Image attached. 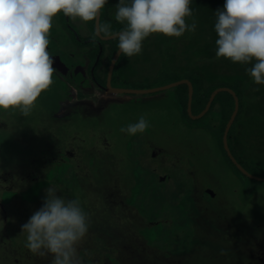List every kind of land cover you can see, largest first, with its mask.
Instances as JSON below:
<instances>
[{
    "label": "rangeland",
    "instance_id": "374dc122",
    "mask_svg": "<svg viewBox=\"0 0 264 264\" xmlns=\"http://www.w3.org/2000/svg\"><path fill=\"white\" fill-rule=\"evenodd\" d=\"M117 2L108 0L101 9L102 13L107 10L108 14L103 15L106 23L111 18L115 23ZM77 21L78 25L73 27L79 29L80 20L77 18ZM52 24L49 42L57 53L68 57L67 50L76 48L79 43L68 42L67 24H63L59 15L53 18ZM123 28V24L114 26L108 34ZM98 37L105 36L98 34ZM178 39L152 34L143 42L142 53L130 57L125 68L117 69L118 80L128 83L129 88H139L134 90L178 86L154 95L130 94L127 96L130 103L126 98L104 103L107 107L101 113L104 117L70 112L67 118L60 117L61 123L53 119L51 112L58 108L61 113L67 107V103H60L61 97H64L62 100L71 98L75 103L74 95L64 94L69 81L61 80L54 73L52 85L41 93L27 116L18 111H0V169L12 165L4 158L18 162L37 159L40 165L29 175L13 172L15 168L5 176L1 173L4 183L0 189V264H16L15 253L24 260L31 259L25 251L21 225L42 206L45 189L52 186L58 189L57 195L65 199H79L87 213L89 233L78 242L87 244L77 252L81 264H92L91 259L96 256L111 257L116 262L114 257L120 255L116 237L120 238L121 234L124 242L131 246L130 255L151 263L161 262L158 260L161 255L170 264H227L229 261L232 264L231 259L225 262L222 256H234L229 248L235 245L237 236L244 238L250 227L264 225V117L243 113L234 121L228 146L243 172L228 160L224 134L221 139L218 135L221 125L226 124L225 132L234 112L233 97L227 92L218 93L214 100L216 112L210 108L211 113L207 111L203 118L196 120L193 117L204 113L216 90L202 101L193 97L192 115L189 114V88L181 83L186 79L177 80L180 70L172 66L169 53L161 55L166 45H176ZM107 43L115 46L116 40ZM183 85L188 88L187 100L181 91ZM79 91L82 93L83 89ZM232 104V114L224 124L227 116L220 118L217 114L230 113ZM141 115L149 124L143 133L129 136L122 131ZM99 122L104 129H110L108 143H114L113 149L102 151L100 148L105 141L101 143L96 139L95 143L92 140V146L78 149L80 153L76 149L72 151L77 157L75 164L65 159L55 162L50 170L41 165L44 160L41 151H54L70 139L65 129L67 125L74 130L71 137L79 133V137L90 140V137L98 138L99 130L95 126ZM43 134L57 138L48 142L46 136L39 137ZM11 173L16 176H10L11 184L6 185V176ZM108 187L119 191L107 190L105 196ZM217 222L227 235L218 237ZM94 223L100 225L98 229L92 226ZM114 225L116 228L121 225L117 234L110 232ZM217 240L220 243L215 245ZM138 241L145 243L139 245ZM145 244L148 248L142 250ZM122 256L129 257L125 252Z\"/></svg>",
    "mask_w": 264,
    "mask_h": 264
},
{
    "label": "clouds",
    "instance_id": "9594fccd",
    "mask_svg": "<svg viewBox=\"0 0 264 264\" xmlns=\"http://www.w3.org/2000/svg\"><path fill=\"white\" fill-rule=\"evenodd\" d=\"M107 3L108 0H0V111H18L27 116L41 93L52 85L55 69L48 44L53 18L62 14L87 23L95 20ZM192 3L193 0H118L115 20L124 25L117 34L118 49L133 57L142 53L143 42L152 34L180 38L186 32L193 33L196 23L189 22ZM214 13L216 58L250 64L245 70L252 82L264 85V0H224L223 9ZM148 127L141 115L122 131L135 136ZM1 173L6 175V171H0L1 178ZM57 193L55 186L45 189L42 206L21 225L20 232L25 234V247L33 254L50 256L49 264H80L76 246L88 232V216L79 199H65Z\"/></svg>",
    "mask_w": 264,
    "mask_h": 264
},
{
    "label": "flooded vegetation",
    "instance_id": "af4514ba",
    "mask_svg": "<svg viewBox=\"0 0 264 264\" xmlns=\"http://www.w3.org/2000/svg\"><path fill=\"white\" fill-rule=\"evenodd\" d=\"M104 13H107V10H105L103 13L102 11H100L98 15L99 16L98 25H97V18L87 23L82 22V24L79 21V29L81 30V32L78 28L73 27V25H78L77 19L73 20V19L63 16L62 14L59 15L63 24H67V27H65L67 31L66 33L68 35L66 39L69 40L68 42L74 41V42L79 43V45L76 48H71V50L68 49L67 50L68 57H67V56H63L61 52L57 53V51L53 49V44L51 42H49L48 44V51L54 61L53 66L59 62L58 60V57H59L60 61L67 68V72H68L67 76H62L59 73L58 69L54 68L55 69L54 74H57L61 80L67 79V81H69L68 83L69 85L67 86V92H64V94L65 95L68 94L69 97H73L72 95H74L73 99L75 102V103L71 102V98L69 99L65 98L64 100H62V98L64 97H61V99H59L60 103H65V104L67 103V107H65V110H63V112L61 113L59 112L58 108L55 110V112L50 113V116H52L55 120H57V122H60L61 116H64L65 118H67L66 115L70 114V112H74L73 113L74 115L80 114L82 116L84 114V116L86 115V116L104 117L103 115H101L102 111H105L107 108L104 103L113 102L117 100L118 98H126V101H128L127 103L131 102L129 101L127 97L130 94H127L125 92H119L118 90L123 91L125 89H133V88H129L130 86H128L129 84L126 82L121 83L118 80L119 74H117V69L123 68V67L125 68V66L127 65L126 58L130 60V57L125 56L122 52L117 57V54L119 52V49L117 47V44H118L117 37H114L113 39L105 40V38L109 36L117 35L121 30L113 32L114 34L113 33L108 34V33L114 26H117V25L121 26V24H118L114 18L113 19L115 20V23L112 22V18L111 19L107 18L110 21L106 23L107 20L105 21L103 19ZM81 25H84L85 27H82ZM98 34L100 36L104 35L105 37L100 39L98 37ZM82 36H83V39L81 38ZM76 37L78 38V41ZM112 40H116L115 46L114 45L110 46L107 43ZM85 52L90 53V54H87ZM62 57L67 58L66 61H64ZM116 57L117 59H115ZM68 59H70V61ZM116 83H118V85H116ZM79 89H83V92L81 93ZM101 98H103L102 101L100 100ZM111 118L112 117H109V119ZM64 121L68 123L67 120H64ZM65 126L66 125H60V127H65ZM95 127L99 130L97 134L98 138L91 139L90 137V140H84L83 138L79 137L80 136L79 133H76L77 136H74L75 135L74 134L71 137V134L74 133V130L71 128V125H67L65 129L69 133L70 139L60 144V147L58 146L54 151L47 150L46 152L48 153H46L45 155L42 154L41 157L47 160V163L49 164L52 161H55V162H57L58 160L64 161L65 160L64 157L67 156L68 158L72 159V162L75 164L76 163L75 160H77L76 159L77 157L73 156L72 151H74L75 149L74 146L77 148L76 149L77 151L78 149H85L89 145L92 146L93 145L91 144L92 140H94V143H95L96 139H98L99 142L101 143L105 141L104 142L105 144L103 146H101L100 144L101 146L100 149L102 151H108V150L113 149L114 143H111V144L108 143V141H110L109 133H108L110 129H104V125H100V122H99V125H96ZM44 136L48 138L47 139L48 142L49 141L53 142L55 141V138H57L56 136H54L53 138L49 137V135L47 134L40 135L39 137L44 138ZM56 142L57 143L59 142L58 139ZM45 143L48 144L47 142ZM24 144L26 145L27 143L25 142ZM117 145L118 144H116V146ZM97 147H98V143H97ZM55 152L57 153V155H52ZM155 152L156 153L158 152L157 148L155 149ZM78 153L80 152L78 151ZM36 161L37 159H35V161L30 160L28 162H20V161L18 162L15 160V163L13 164V166L16 169V171L14 172H18L20 175H24V174L29 175L28 173L30 171H34V169L36 172L37 171L36 168L40 167L39 163H37ZM41 165L42 166L46 165V161H43ZM8 172H9V169L6 171V173ZM10 176H16V175L15 174L13 175L12 173L6 176L7 177L6 185L11 184L10 179H9ZM3 183H4V178L0 177V189H2L1 185ZM113 191L117 192L119 190H113ZM123 209H124V206H123ZM0 212H2V207H0ZM96 224L97 223H94L92 226L98 229V226L100 225L99 224L96 225ZM218 225L219 227L215 230L217 232L216 234L218 235V237H221L223 234L227 235L228 233H224L222 229L220 230V228H222V224L218 223ZM118 228L121 229V225L118 226ZM118 228H116L114 225V229H112L113 231H110V232H112L113 234H117L118 232L117 230H119ZM262 229L264 230V225L258 224L254 227H250L248 229L247 235L244 238H240L237 236V241L235 245L229 248L230 251L234 252L233 253L234 256L227 258L225 257L226 255H224L222 256L224 258V261L226 262L227 259H231L232 264H264V231ZM99 231L100 230H98V233ZM120 234L121 233H118V235ZM199 234H201L202 236V233L200 231H199ZM216 234H215V237L217 238ZM120 236H122V234ZM123 239L124 238L116 237V240L118 241L116 245L118 246L117 248L119 249L118 252H120L119 256L114 257V259L117 260L116 262H114V260H112L111 257L101 258L100 256H96L95 258L91 259L93 261L92 264H157L153 262L151 263L148 260H143L142 258H137L134 254L130 255L129 253L132 252L129 250L131 246L127 243V241L124 242ZM141 242L138 241L137 243L141 245ZM142 243L144 244L145 242H142ZM219 243L220 241L217 240V243H215V245ZM83 246L86 247L87 244L78 243L76 246L77 252L78 251L81 252L84 248ZM144 247H145L144 249L142 247L141 249L146 250L148 248L147 244H145ZM25 251L30 256L31 259L27 257L26 260H24V258L17 257L16 256L17 253H15L14 263L16 264H49V261L51 259L50 256H47V255L39 256V255L33 254L28 249H25ZM123 252L129 255V257L126 258L125 256H122ZM245 253L247 255L246 256L247 258L245 257ZM159 256L161 258L158 260H160L161 262H159L158 264H170L165 257L161 255ZM78 259L80 261V257H78ZM246 259L250 261H247ZM229 263L231 264V261L227 262V264ZM80 264H81V261H80Z\"/></svg>",
    "mask_w": 264,
    "mask_h": 264
},
{
    "label": "trees",
    "instance_id": "16d2710c",
    "mask_svg": "<svg viewBox=\"0 0 264 264\" xmlns=\"http://www.w3.org/2000/svg\"><path fill=\"white\" fill-rule=\"evenodd\" d=\"M223 4L224 0H193V3L191 4L193 16L189 19V22H192V20L195 21L196 30L193 33L186 32L184 36L178 39L176 45H166L161 51V55L169 53V58L173 62L172 66L179 68L182 75H180L179 72L177 80L189 79L192 82L194 87V100L197 98L202 101V99L204 100L209 97L213 90L221 87H229L232 88L239 97L240 107L237 116L246 113L249 116L264 117V85H257L252 82L245 70L246 68L251 67V65L232 63L229 60L216 58L215 56V40L217 37L214 31V23L216 19L214 12L217 9L222 10ZM170 41L174 40L171 39ZM129 62L130 60L126 58V64H129ZM182 88L181 91L184 95L183 98H186L187 100L188 88L186 85H183ZM164 91L165 90H163V92ZM200 93L201 95H199ZM214 104L215 101L212 103L211 108H214V111L216 112ZM233 106L234 104H232L230 113H227L226 115L217 114L220 118L227 116L224 124L228 122L229 116H231L233 111ZM211 112L209 111L208 113ZM234 124L229 131L228 142L230 141V137L232 138ZM225 126L226 124L223 126L221 125L222 130L218 131L220 139L224 134ZM75 149L77 148L75 147ZM46 153L48 152L42 151V154L45 155ZM52 155H57V153L55 152ZM4 159L7 164L9 162L12 165L15 163V160L13 161L11 158ZM64 159L72 161L70 158L64 157ZM228 160L231 161L229 157ZM43 161H46L45 166H47V170H50L55 164V161H52L49 164L47 163V160L44 159ZM12 165L4 170L0 169V171L3 172L8 169H14L11 167Z\"/></svg>",
    "mask_w": 264,
    "mask_h": 264
},
{
    "label": "water",
    "instance_id": "95a60500",
    "mask_svg": "<svg viewBox=\"0 0 264 264\" xmlns=\"http://www.w3.org/2000/svg\"><path fill=\"white\" fill-rule=\"evenodd\" d=\"M99 15V14H98ZM98 19H99V16L97 17V25H98ZM114 37H117V35H112V36H109L107 38H105V40H109V39H113ZM121 51L119 50L118 54H117V57L118 55H120ZM117 57L115 59H117ZM58 60L59 62L56 63V65H54L53 67L55 69H58L59 73L62 75V76H67L68 75V72H67V68L65 67V65L60 61V58L58 57ZM65 69V70H64ZM110 75V74H109ZM182 84H187L188 85V88H189V98H190V101H189V114L192 115V98H193V93H194V90H193V86L191 84L190 81L188 80H183L181 82ZM174 86H178V84H172V85H169V86H165V87H162V88H157V89H149V90H145V91H141V90H132V89H125L123 91L121 90H118L119 92H125L127 94H134V95H137V94H154V93H158L160 91H163V90H167V89H170L171 87H174ZM220 92H228L230 93L233 97H234V100H235V109H234V112L232 114V117L231 119L229 120V124L228 126L226 127V130L224 132V137H223V144H224V147L227 151V154H228V157L230 158V160L232 162H234L235 164H237V167L240 168L243 172H245V170L242 168V166H240V164L237 163L236 159L232 156L230 150H229V146H228V134H229V131H230V128L231 126L233 125L235 119L237 118V114L239 112V101H238V98L235 94V92L229 88H220L218 90L215 91V93L213 94L212 96V99L210 100V103L207 107V109L204 111V113H202L200 116H194L193 118L196 119H200V118H203V116L205 115V113H207V111L210 109L214 99L216 98V96L218 95V93Z\"/></svg>",
    "mask_w": 264,
    "mask_h": 264
},
{
    "label": "crops",
    "instance_id": "0c3cea01",
    "mask_svg": "<svg viewBox=\"0 0 264 264\" xmlns=\"http://www.w3.org/2000/svg\"><path fill=\"white\" fill-rule=\"evenodd\" d=\"M133 89H136V88H133ZM7 126V125H6ZM48 135V134H47ZM21 184V183H20ZM13 189H16V187H14ZM107 190H111V192H114L112 189H110L109 187L107 189H105V196H106V193H107ZM109 194V193H108ZM128 207H126L127 209ZM121 238H124L123 236H121ZM124 240V239H123Z\"/></svg>",
    "mask_w": 264,
    "mask_h": 264
}]
</instances>
